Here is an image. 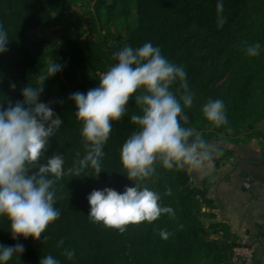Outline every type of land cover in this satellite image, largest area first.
Listing matches in <instances>:
<instances>
[{
	"label": "trees",
	"instance_id": "1",
	"mask_svg": "<svg viewBox=\"0 0 264 264\" xmlns=\"http://www.w3.org/2000/svg\"><path fill=\"white\" fill-rule=\"evenodd\" d=\"M77 1L0 0V23L10 42L0 55V101L6 108L12 97L23 99L20 90L29 83L44 86L41 100L64 121L50 138L48 155L63 154L65 169L84 155L82 123L76 118L70 95L98 87L100 76L90 79L89 73H105L116 63L113 53L125 45L136 48L151 42L169 61L185 68L189 89L195 94L192 107L184 110L189 118L187 126L199 131L210 145L222 137L263 136L257 128L264 125V0H223V27L218 26L217 0H90L101 22L100 30L95 25L91 33L105 35L99 38L90 33L63 40L55 57L64 65L63 71L48 81L47 74L38 80L42 48L33 40V33L57 28L68 5ZM257 42L260 54L248 56L246 48ZM13 82L17 85L15 95L10 87ZM172 91L178 97L183 93L179 83ZM215 99L224 101L228 119L219 128L202 113L203 105ZM138 112L130 101L129 114L113 122L104 148L103 173L98 175L89 168L79 177L65 175L57 182L59 218L40 241L21 237L25 251L9 264H40L47 255L61 264H232L231 253L237 243L228 226H205L206 219H216L214 202L207 196L210 187L193 186L188 168L167 170L157 162L156 171L145 182L161 195L162 205L171 207L174 215L163 214L153 223L129 224L123 233L89 220L87 197L93 190L123 192L126 186H133L124 176L120 151L136 130L130 116ZM168 189L171 195H166ZM9 230L10 223L0 219V244L17 243ZM161 230L170 233L168 239L161 238ZM61 240L63 245H59ZM65 249L75 251L73 259L65 256Z\"/></svg>",
	"mask_w": 264,
	"mask_h": 264
},
{
	"label": "clouds",
	"instance_id": "2",
	"mask_svg": "<svg viewBox=\"0 0 264 264\" xmlns=\"http://www.w3.org/2000/svg\"><path fill=\"white\" fill-rule=\"evenodd\" d=\"M216 7L218 26L223 27V0H217ZM9 43L8 33L0 23V55L7 51ZM260 51L259 42L246 48L250 57L258 56ZM113 59L116 63L101 75L98 87L70 95L76 118L82 123L84 147L83 157L73 167L65 169L61 153L48 155L50 138L64 121L49 103L41 100L44 86L29 83L20 90L23 99L9 101L6 108L0 101V219L10 223L11 238L17 241L10 246L0 244V264H9L13 257L20 259L25 251L19 242L21 237L40 241L49 225L59 218L60 211L55 207L58 181L65 175L79 177L89 168L98 175L103 173L104 148L113 122L129 114L130 101L139 109L130 116L136 130L123 143L120 160L124 176L133 186H126L123 192L113 188L93 190L87 197L91 222L123 233L129 224L153 223L163 214L174 215L171 207L162 205L161 195L145 183L156 171L157 162L167 170L210 169L214 159L222 155L199 131L187 126L189 118L184 110L192 107L195 94L189 89L183 66L169 61L151 42L136 48L125 45L113 53ZM44 68L48 81L62 72L64 65L55 60ZM177 83L183 89L179 97L172 91ZM10 87L15 90L17 85L13 82ZM202 113L214 127L228 123L222 99L209 100ZM166 195H171V189ZM169 235L166 230L160 231L163 239ZM63 244V240L59 241V245ZM64 254L71 260L75 251L65 249ZM40 264L61 262L47 255ZM258 264H264V257L258 259Z\"/></svg>",
	"mask_w": 264,
	"mask_h": 264
},
{
	"label": "crops",
	"instance_id": "3",
	"mask_svg": "<svg viewBox=\"0 0 264 264\" xmlns=\"http://www.w3.org/2000/svg\"><path fill=\"white\" fill-rule=\"evenodd\" d=\"M190 175L195 187H210L207 196L214 202L216 215L210 223L228 226L237 244H256L258 263L264 257V162L223 161L210 169L192 168Z\"/></svg>",
	"mask_w": 264,
	"mask_h": 264
},
{
	"label": "rangeland",
	"instance_id": "4",
	"mask_svg": "<svg viewBox=\"0 0 264 264\" xmlns=\"http://www.w3.org/2000/svg\"><path fill=\"white\" fill-rule=\"evenodd\" d=\"M98 25L100 30L101 22H99L94 11V3L90 0H78L75 3H70L66 9V16L61 25L51 30H38L33 33V40L41 44V51L38 54V80L46 76V68L48 63L55 61L57 48L65 39H73L76 37L88 36L91 33V28ZM102 31V30H101ZM94 35V37L101 38L105 35ZM102 73H89V78L94 79ZM13 95L17 93V89H12ZM11 102L16 99L12 97ZM257 131L263 133L259 136L254 133L244 134L239 137H222L217 144H211L215 151L222 153V155L214 159L213 164L223 161H245V160H260L264 162V125L259 126ZM248 149L244 151V148ZM195 176V175H193ZM250 186L249 183H246ZM245 184V185H246ZM195 185V182H192ZM244 185V186H245ZM205 226L210 225V220L204 221Z\"/></svg>",
	"mask_w": 264,
	"mask_h": 264
},
{
	"label": "built area",
	"instance_id": "5",
	"mask_svg": "<svg viewBox=\"0 0 264 264\" xmlns=\"http://www.w3.org/2000/svg\"><path fill=\"white\" fill-rule=\"evenodd\" d=\"M101 77V75H100ZM250 188L249 185H245ZM257 245L252 243L237 244L232 249L231 262L232 264H254Z\"/></svg>",
	"mask_w": 264,
	"mask_h": 264
},
{
	"label": "water",
	"instance_id": "6",
	"mask_svg": "<svg viewBox=\"0 0 264 264\" xmlns=\"http://www.w3.org/2000/svg\"><path fill=\"white\" fill-rule=\"evenodd\" d=\"M254 264H258L257 262H255Z\"/></svg>",
	"mask_w": 264,
	"mask_h": 264
}]
</instances>
